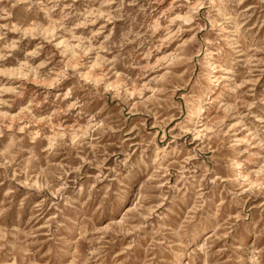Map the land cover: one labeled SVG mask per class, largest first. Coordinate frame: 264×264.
<instances>
[{"label":"clouds","instance_id":"1","mask_svg":"<svg viewBox=\"0 0 264 264\" xmlns=\"http://www.w3.org/2000/svg\"><path fill=\"white\" fill-rule=\"evenodd\" d=\"M27 2L29 11L35 3L46 12L47 27L27 20L13 24V10L21 0H0V169H3L0 178L9 182L8 191L0 200V225L13 208L19 214L31 212L37 220L47 216V220L43 232L35 224L22 222L21 227H0V264H121L117 260L118 253L113 254L115 248L120 247L126 253L125 261L130 259L131 264H145L142 259L144 245L152 238L159 241L153 244L154 264L162 261L163 264H182L185 256L189 257L188 264H192L193 254L198 264H264V204L257 203L264 198V115L252 111L258 104H264V97L233 105L217 120L215 130L211 131L213 139L207 138L206 131L199 134L203 146L186 153L187 161L176 149L159 148L154 138L145 142L142 136V142L136 146L139 151H135L125 139L127 134L123 133V109L112 118L88 111L89 105L108 94L121 103L141 95L138 82L118 70V64L130 67L119 54L122 45L113 41L110 33L103 39L100 32L91 29L87 34H78V30L98 20L122 19L124 0H97L99 7L86 14L76 13L72 6L75 0ZM182 2L188 9L187 15L170 12V21L164 17L169 25L182 21L176 34L183 26H193L199 31L197 25L204 23L206 27L211 26L209 31L219 29L217 35L227 31L234 40L244 41L242 55L247 77L242 83H235L230 91L239 92L248 79L254 87L257 77L264 76V59H254L257 53H264V39L257 40L255 36L249 39L245 24L250 16L248 9L242 8L245 0ZM258 2L264 5V0ZM114 3L115 8L112 7ZM201 9L205 10L203 15H197ZM159 22L157 19L156 23ZM258 22L264 27V20ZM171 30L169 27L168 31ZM10 33L16 36L9 39ZM37 37L39 43L33 49H21L25 40L31 43ZM45 43L59 50L65 58L52 68H48V56L37 62L45 52ZM21 50L24 59L17 61L18 66L6 67L4 62ZM91 53L95 56L85 65L84 58ZM105 53L115 54L108 59ZM78 64L83 71L77 69ZM257 66H260L258 71ZM113 76L116 82H112ZM65 81L70 83L65 84ZM26 83L41 85L43 92L39 95L29 93L25 99ZM52 89L57 91L54 93ZM53 96L50 111L44 114L42 106ZM14 104L18 110L13 116ZM154 114L152 109L145 112V115ZM189 117L180 125L181 135L189 131ZM226 118L233 123L225 125ZM67 120L73 122L67 123ZM192 131L193 136H197L195 130ZM105 136L114 140L118 151H108L112 145L101 143ZM211 144L220 152L207 157ZM57 153L68 154L65 165L55 169L40 167ZM196 158H200L197 164H192ZM203 159L214 166L217 161L221 162L228 183L210 181V187L206 186L207 194L198 195L201 181L196 169L205 167ZM170 160L178 161L173 165L177 183L169 184L166 189L158 183L151 186L161 189L163 200L167 201L168 207L160 213L156 211L159 202L144 207L147 201H138L137 193L144 182L142 178L152 169H162ZM85 166L94 172L85 171ZM20 188L24 189L22 193ZM220 191L224 192L222 199L228 201L225 215L232 211L237 215L229 218L227 227L217 238L215 196ZM17 193H20L19 199ZM249 200L257 208L251 220L246 211ZM126 204L140 207L135 212L125 213ZM97 205H103L100 213L108 212L112 221L110 240L115 242V247L109 245L107 252L104 245L97 243L95 235L88 238L83 234L84 227L79 222ZM113 211L116 215L123 213L122 220H115L111 216ZM153 216L157 218L149 219ZM11 222L15 224L14 219ZM88 222L95 233L93 220ZM149 224L151 229L144 230ZM206 229L213 231V239L199 242ZM45 244L46 250L42 251Z\"/></svg>","mask_w":264,"mask_h":264},{"label":"rangeland","instance_id":"2","mask_svg":"<svg viewBox=\"0 0 264 264\" xmlns=\"http://www.w3.org/2000/svg\"><path fill=\"white\" fill-rule=\"evenodd\" d=\"M124 4L125 7L121 10L122 19H113L107 22L103 19L98 20L95 24L89 25L88 28L78 30V34H87L91 29L100 32L101 39H103L104 35L110 33L112 40L122 45L119 48V54L123 56L124 63L130 65V67H124L118 64V70L121 71L122 75H127L138 82L141 87V95L134 96L126 103H121L119 99L113 100L111 94H108L103 100L89 105L88 111L93 114L99 112L101 116L112 118L123 109L125 118L123 133L127 134L125 139L128 144L133 146V150L139 151L136 146L142 142V136L145 142L154 138L159 148L176 149L179 156L187 161L188 156L186 153H190L197 146H203L201 145L202 137L199 134L206 131L207 138L209 140L213 139L211 131L215 130L217 120L222 118L226 111L231 110L233 105L239 106L242 100L250 103L254 97H264V76L257 77L254 87L251 79H248V82L239 92H231L230 89L235 86V83H242L247 77L248 70L243 66L245 58L242 55L244 41L234 40L227 31L217 35L219 29L209 31L211 26L206 27L204 23L197 25L199 31H196V27L193 26H183L179 28V33L176 34L177 27L182 25V21L169 25L164 17L167 16L170 21L172 19L169 15L170 12L180 16L187 15L188 9L184 8L182 0H124ZM72 6L77 14H86L88 11L99 7V4L97 0H75ZM112 7L115 8L116 4L114 3ZM242 8H247L250 16L245 24L249 39L252 36H255L257 40L264 39V27L258 22L264 20V5L259 4L258 0H245ZM204 11V9H201L197 15H203ZM46 15V12L35 3L29 11L27 0H21V3L13 10L11 21L13 24H17L18 20H27L30 23H40L47 27ZM211 15L214 16L215 13L213 12ZM157 19L160 21L159 24L156 23ZM193 23L195 24V17H193ZM169 27H171V31H168ZM15 36V33H10L9 39ZM204 39L211 42L203 43ZM37 43H39L38 37L33 38L31 43L25 40L21 44V49L31 50ZM201 44L203 47H201ZM44 47L45 52L37 58V62L48 56L50 57L48 68H52L54 64L65 59L59 54V50L54 49L52 45L45 43ZM114 54L105 53L104 55L108 59H112ZM94 56L95 53H91L89 57L84 58L85 65ZM23 59L24 51L21 50L14 52L13 56L9 57L4 63L6 67L15 68L18 66L17 61ZM254 59H264V53H257ZM76 67L80 71L84 70L79 64ZM259 67L257 66V71ZM112 82H116L114 76ZM64 83L69 84L70 82L65 81ZM52 91L55 93L57 90L52 89ZM25 92V99H27L29 93L39 95L43 92V87L34 83H26ZM242 93L246 95L242 96ZM53 99L54 96L50 97L49 102L42 106L44 114L50 111ZM148 109H152L155 114L145 115ZM17 110V105L14 104L11 115L14 116ZM252 111L264 115V104H258ZM186 117L190 118L189 131L181 135L180 125ZM66 122L72 123L73 121L67 120ZM231 123H233L232 119H224L225 125ZM161 128H163V131H161ZM193 129L197 133L195 137L193 136ZM138 132L141 135H137ZM173 137H176V139L173 140ZM101 143L112 145L108 148V151H118L114 147V140H109L108 136H105ZM253 151H256V149H253ZM219 152L220 149L215 144H211L206 156L211 157L213 153L219 154ZM24 155H27V153L25 152ZM17 159H19V156H17ZM68 159V154L57 153L55 158H49L40 167L42 169H55L65 165ZM198 159L200 158L193 159L191 163L197 164ZM202 162L205 167L202 170L199 167L196 169L201 181L198 195L207 194L206 186L210 187V181L219 183L223 180L224 184L227 185L228 177L224 173L221 162L217 161L215 166L207 159H203ZM108 163L111 164L112 161L109 160ZM177 163L176 160H170L162 169H152L142 178L144 182L139 185L137 200L147 201L143 205L144 207H151L154 203L159 202L160 206L156 211L160 213L168 207L167 201L163 200L162 190L151 186L158 183L162 185L163 189H166L169 184L175 185L177 176L173 165ZM2 171L3 169H0V172ZM85 171L90 172V174L94 172V170L87 169V166H85ZM36 182L39 183V179ZM8 185L7 180L0 178V200L4 198V194L8 191ZM23 191L24 189L20 188V192ZM223 194L224 192L220 191L215 196L218 209L216 213L218 230L215 232L217 238L227 227L229 218H235L237 215L236 211L225 215L228 201L222 199ZM188 195H191L190 191ZM19 196L20 193H17L18 199ZM37 202H39V198H37ZM257 203L264 204V198H261ZM138 207H140L138 204H126L124 212H135ZM101 208H103V205H97L87 216H82L79 222L83 224V234L88 238L95 235L98 238L97 243L104 245L107 252L109 245L115 247V242L110 240L112 221L108 218L109 213L105 212L102 215L100 213ZM185 211H188V209ZM246 211H248V218L251 220L257 212L252 200L248 201ZM6 216L7 219L0 225L4 229L21 227L23 223L35 224L39 231H45L43 226L46 223L47 216L37 220L32 217L31 212L26 211L19 214L15 208L11 209ZM111 216L115 220H122L123 213L116 215L113 211ZM156 218L153 216L149 219ZM13 219L15 224L11 222ZM89 219H92L95 224V233L92 232L91 225L88 222ZM256 219L259 220V217L257 216ZM150 229V224L145 225L144 230ZM106 232L108 234L104 235ZM213 236V231L206 229L199 242H203L204 239L211 240ZM39 239L42 240L43 237H39ZM106 241L107 243H105ZM157 242H159L158 239L152 238L144 245L142 259L145 264H154L153 244ZM191 247L195 246L192 245ZM214 247L216 246L214 245ZM41 250H46V244L44 249ZM116 253H118L117 260L121 264H131L130 259L128 261L124 260L126 253L122 250V247L115 248L113 254ZM188 259L189 257L185 256L182 264H188ZM161 264H163V261ZM192 264H198L194 254Z\"/></svg>","mask_w":264,"mask_h":264}]
</instances>
